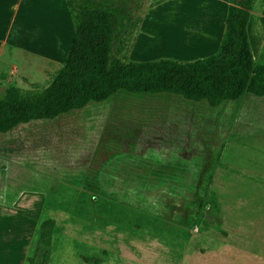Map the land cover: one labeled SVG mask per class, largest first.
I'll list each match as a JSON object with an SVG mask.
<instances>
[{
    "label": "rangeland",
    "instance_id": "rangeland-1",
    "mask_svg": "<svg viewBox=\"0 0 264 264\" xmlns=\"http://www.w3.org/2000/svg\"><path fill=\"white\" fill-rule=\"evenodd\" d=\"M148 1L136 4L133 25L115 38L114 57L157 56L141 48L160 30L156 18L153 37L140 40ZM6 9L0 7L3 17ZM214 22L210 35L218 30ZM35 24L25 22L24 30ZM248 29L255 62L264 64L262 34ZM64 31L57 61L12 54L21 61L12 75L0 72V93L11 85L45 87L63 64ZM208 49L180 53L192 58L167 49L156 58L191 60ZM45 221L49 244L40 236ZM95 259L264 264V98L246 93L211 107L169 93L119 90L55 119L0 132V264Z\"/></svg>",
    "mask_w": 264,
    "mask_h": 264
},
{
    "label": "trees",
    "instance_id": "trees-1",
    "mask_svg": "<svg viewBox=\"0 0 264 264\" xmlns=\"http://www.w3.org/2000/svg\"><path fill=\"white\" fill-rule=\"evenodd\" d=\"M139 1L65 0L74 35L63 64L45 87L24 90L11 85L0 93V132L33 120L55 119L119 90L169 93L211 107L246 93L264 98V64H256L247 31L259 0H228L224 32L212 54L191 60L116 58L114 40L133 23ZM50 226L45 221L40 233L45 244L50 242Z\"/></svg>",
    "mask_w": 264,
    "mask_h": 264
},
{
    "label": "crops",
    "instance_id": "crops-1",
    "mask_svg": "<svg viewBox=\"0 0 264 264\" xmlns=\"http://www.w3.org/2000/svg\"><path fill=\"white\" fill-rule=\"evenodd\" d=\"M188 1L190 0L148 1L146 16L141 21L140 40L141 37L148 39L153 37L152 35L155 32H152L154 30L152 23L158 18L160 23L157 28L160 30L159 34L156 35V39L151 41L144 38L141 40L144 43L141 48L157 54V56H152L153 58L158 57V53L167 49L171 52L174 49L177 50V57L185 56L180 54L182 51L190 52L191 49L195 50L199 47L210 49L196 54V57L207 56L218 49L225 28L228 0ZM204 1L210 2L214 7H211L209 3L205 4ZM178 4L179 6H176ZM0 7H7L6 10L8 11L7 16L0 15V21L4 23L0 25V72H3L4 75H12L14 71L18 70V62L21 60H15L11 56L12 54L21 55L24 60H26L28 54H34L35 57L41 55L48 60L57 61L58 57L56 55L61 48V35L65 30L64 32L69 37L64 42L65 50L62 58L64 61L74 35V27L65 0H0ZM162 16L168 17V20H163L161 23ZM216 18H218V30L215 35L214 27V33L212 32L214 35H210L209 29L212 28L211 25L215 23ZM28 21L36 23L35 30L26 31L24 23ZM16 23L20 24V28L16 27L13 30ZM250 25L256 32L262 34L261 43L258 46V56L264 59V0H259V7L257 10L252 11L248 27ZM170 55L174 56L176 54L170 53ZM185 57L192 58L195 56L190 53Z\"/></svg>",
    "mask_w": 264,
    "mask_h": 264
}]
</instances>
